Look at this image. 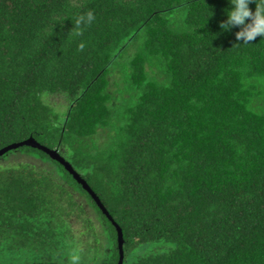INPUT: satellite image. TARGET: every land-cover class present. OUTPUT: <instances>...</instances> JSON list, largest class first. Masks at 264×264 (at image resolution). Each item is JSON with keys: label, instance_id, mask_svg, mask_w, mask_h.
<instances>
[{"label": "trees", "instance_id": "16d2710c", "mask_svg": "<svg viewBox=\"0 0 264 264\" xmlns=\"http://www.w3.org/2000/svg\"><path fill=\"white\" fill-rule=\"evenodd\" d=\"M228 6L0 0V150H58L113 218L49 153L9 150L0 264H119L115 223L123 264H264V40L222 31Z\"/></svg>", "mask_w": 264, "mask_h": 264}, {"label": "clouds", "instance_id": "9594fccd", "mask_svg": "<svg viewBox=\"0 0 264 264\" xmlns=\"http://www.w3.org/2000/svg\"><path fill=\"white\" fill-rule=\"evenodd\" d=\"M253 0H228L229 6L225 9L227 19L220 24L221 30L230 31L234 27H239L235 33L236 44H252L259 36L264 40V0H255L256 8L252 10L250 4ZM95 20L92 11L78 16L75 20L74 27L85 29ZM74 36H81L82 31H76ZM83 48V45H81Z\"/></svg>", "mask_w": 264, "mask_h": 264}, {"label": "water", "instance_id": "95a60500", "mask_svg": "<svg viewBox=\"0 0 264 264\" xmlns=\"http://www.w3.org/2000/svg\"><path fill=\"white\" fill-rule=\"evenodd\" d=\"M22 145H30V146H34V147H38L42 150H44L45 152L49 153L53 158L59 160L60 162H62L66 168L75 176V178L83 184V186L85 187L86 190H88L91 195L95 198V200L98 202V204L100 205V207L103 209V211L113 220L112 216L110 215L109 211L107 210L106 206L103 204V202L101 201L100 197L96 194V192L90 187V185L87 183V181L85 179L82 178V176L80 175V173L78 171L75 170V168L73 167V165L68 162L60 153L58 150H53L50 149L42 144H40L39 142H37L34 138H30L24 142L21 143H17V144H12L2 150H0V156L5 154L6 152H8L9 150H12L14 148H17L19 146ZM118 231H119V247H120V252H121V258H120V262L119 264H123L125 261V252H124V233H123V229L117 224L115 223Z\"/></svg>", "mask_w": 264, "mask_h": 264}, {"label": "rangeland", "instance_id": "374dc122", "mask_svg": "<svg viewBox=\"0 0 264 264\" xmlns=\"http://www.w3.org/2000/svg\"><path fill=\"white\" fill-rule=\"evenodd\" d=\"M45 99H46V101L47 102H49L51 105H53V106H55V107H57V108H59V109H63V108H65L66 107V104H67V102H66V99L62 96V95H48L47 97H45ZM76 219H74V221H75ZM76 225V230H77V232H76V234L78 235V234H81L80 233V231H81V229L84 227V225H83V223L82 222H77V224H75ZM75 232V231H74ZM78 236H80V235H78ZM83 236V235H82ZM83 239H84V241L86 240L87 242H89V244H92V243H94V241L95 240H91L90 241V238H86V236H83ZM91 242V243H90ZM84 245H86V243H83ZM88 246V245H87ZM86 246V247H87ZM74 260H75V262H73V261H70V264H84V263H82V261H79V259L78 258H76L75 259V257H74Z\"/></svg>", "mask_w": 264, "mask_h": 264}]
</instances>
